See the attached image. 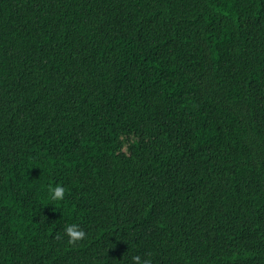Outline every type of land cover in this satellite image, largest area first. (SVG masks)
Returning a JSON list of instances; mask_svg holds the SVG:
<instances>
[{"label":"trees","instance_id":"1","mask_svg":"<svg viewBox=\"0 0 264 264\" xmlns=\"http://www.w3.org/2000/svg\"><path fill=\"white\" fill-rule=\"evenodd\" d=\"M134 255L264 264V0H0V264Z\"/></svg>","mask_w":264,"mask_h":264},{"label":"clouds","instance_id":"2","mask_svg":"<svg viewBox=\"0 0 264 264\" xmlns=\"http://www.w3.org/2000/svg\"><path fill=\"white\" fill-rule=\"evenodd\" d=\"M48 191L50 193V200L57 203L65 199V187H62L61 184H54L48 186ZM65 234L67 235L69 243H76L77 241H82L86 238V233L79 228L77 224L66 225L64 229ZM132 264H152L150 259H141L139 255H134L131 257Z\"/></svg>","mask_w":264,"mask_h":264}]
</instances>
